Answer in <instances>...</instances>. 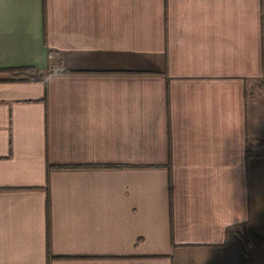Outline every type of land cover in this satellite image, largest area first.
I'll list each match as a JSON object with an SVG mask.
<instances>
[{
  "label": "crops",
  "instance_id": "1",
  "mask_svg": "<svg viewBox=\"0 0 264 264\" xmlns=\"http://www.w3.org/2000/svg\"><path fill=\"white\" fill-rule=\"evenodd\" d=\"M263 95L264 0H0V264H264Z\"/></svg>",
  "mask_w": 264,
  "mask_h": 264
},
{
  "label": "trees",
  "instance_id": "2",
  "mask_svg": "<svg viewBox=\"0 0 264 264\" xmlns=\"http://www.w3.org/2000/svg\"><path fill=\"white\" fill-rule=\"evenodd\" d=\"M3 72L8 75L7 80L9 81L43 82L45 80V77L33 66L10 68V69L3 70ZM263 98H264V95H263ZM252 156H256V153L251 152L248 148H246L245 150L246 160H248ZM229 232H230L229 229H226V236L229 235ZM256 241H258V239H256ZM47 248L49 249V245H47Z\"/></svg>",
  "mask_w": 264,
  "mask_h": 264
},
{
  "label": "rangeland",
  "instance_id": "3",
  "mask_svg": "<svg viewBox=\"0 0 264 264\" xmlns=\"http://www.w3.org/2000/svg\"><path fill=\"white\" fill-rule=\"evenodd\" d=\"M232 237H234L233 240L237 250L244 258L246 257L245 259H250L252 252H262V250H258L255 244L256 242H254L250 234H247L244 228H233Z\"/></svg>",
  "mask_w": 264,
  "mask_h": 264
}]
</instances>
